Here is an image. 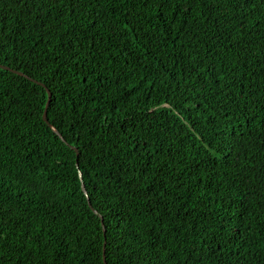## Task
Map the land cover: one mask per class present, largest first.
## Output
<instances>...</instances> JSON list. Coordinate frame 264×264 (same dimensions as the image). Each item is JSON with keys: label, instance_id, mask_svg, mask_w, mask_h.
I'll return each instance as SVG.
<instances>
[{"label": "trees", "instance_id": "trees-1", "mask_svg": "<svg viewBox=\"0 0 264 264\" xmlns=\"http://www.w3.org/2000/svg\"><path fill=\"white\" fill-rule=\"evenodd\" d=\"M0 65V264H264V0H0Z\"/></svg>", "mask_w": 264, "mask_h": 264}, {"label": "water", "instance_id": "water-1", "mask_svg": "<svg viewBox=\"0 0 264 264\" xmlns=\"http://www.w3.org/2000/svg\"><path fill=\"white\" fill-rule=\"evenodd\" d=\"M0 68L1 69H3V70H6V71H9V72H11V73H14V74H16V75H18V76H21V77H24V78H26V79H29L30 81H32V82H34V83H36V84H38V85H40V86H42L43 88H45V86L42 84V83H40V82H37V81H35V80H33V79H31V78H29L28 76H26V75H24L23 73H21V72H18V71H15V70H13V69H11V68H9V67H6V66H3V65H0ZM47 91V94H48V100H47V103H46V106H45V110H44V112H43V116H42V119H43V121L52 129V131L60 138V140L62 141V142H64V139L62 138V136H61V134L58 132V131H56L49 123H48V121H47V117H46V114H47V108H48V105H49V102H50V92L48 91V90H46ZM71 148V150H73L75 153H76V156L78 157V151H77V149H75L74 147H70ZM76 166H77V162H76ZM79 176L81 177V173H79ZM82 191H83V193H84V195L86 196V198H87V201H88V205H89V207H91V205H90V203H89V200H88V196H87V193H86V190H85V188H84V185L82 184ZM93 210V209H92ZM93 212L94 213H96V211H94L93 210ZM100 218H101V216H100ZM102 219V218H101ZM103 232H105V230H103ZM104 246H105V243H104ZM103 255H104V250H103ZM103 261H104V264H106V262H105V256H103Z\"/></svg>", "mask_w": 264, "mask_h": 264}, {"label": "snow or ice", "instance_id": "snow-or-ice-1", "mask_svg": "<svg viewBox=\"0 0 264 264\" xmlns=\"http://www.w3.org/2000/svg\"><path fill=\"white\" fill-rule=\"evenodd\" d=\"M161 195H163V193Z\"/></svg>", "mask_w": 264, "mask_h": 264}]
</instances>
